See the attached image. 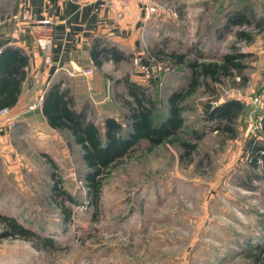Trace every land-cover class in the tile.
<instances>
[{"label":"rangeland","instance_id":"obj_1","mask_svg":"<svg viewBox=\"0 0 264 264\" xmlns=\"http://www.w3.org/2000/svg\"><path fill=\"white\" fill-rule=\"evenodd\" d=\"M141 5L142 52L87 98L89 118L100 128L106 117H115L127 129L117 94L130 97L123 83H116L125 73L147 86L163 111L166 97L186 88L188 69L139 62L147 48L167 40L169 51L196 49L205 60L216 59L235 41L237 27L217 37L228 13L248 6L264 17V0H144ZM238 46L250 53L246 86L236 87L237 76L225 78L218 98L200 86L182 104L184 125L200 137L182 131L152 151L124 156L103 171L97 200L85 183L81 149L68 132L6 113L10 130L0 135V213L56 244L37 249L19 237H3L0 226V264H264V254L259 262L246 255L255 254L264 239V179L247 150L252 139H264V31L255 30L250 46ZM231 98L244 103L234 136L204 129L213 124L205 120L204 104ZM183 138L196 144L189 156L180 145Z\"/></svg>","mask_w":264,"mask_h":264},{"label":"trees","instance_id":"obj_2","mask_svg":"<svg viewBox=\"0 0 264 264\" xmlns=\"http://www.w3.org/2000/svg\"><path fill=\"white\" fill-rule=\"evenodd\" d=\"M226 18L223 27L217 28L218 38L226 32H231L233 27L238 29L230 49L219 58L205 60L196 49L184 52L169 51L166 49L167 40L147 48L145 55L140 58L139 62L147 68L159 64L164 67L168 65L172 69L186 68L190 72L186 88L174 91L166 97L165 111L161 107L162 101L149 94L147 86L131 80L129 74L116 80V83H123L130 97L123 98L122 94H117L118 100L126 108V130L115 117H106L103 120V128H100L89 118L90 105L85 103L78 108L70 89H62L60 84L48 89L42 101V114L52 129L68 132L80 147L82 161L88 171L85 183L96 200L99 197L103 171L115 167L124 156L130 158L142 150L152 151L163 142L179 137L182 131L191 133L195 138L200 137L197 129L192 130L184 125L185 118L181 116L183 102L200 86H204L214 99L218 98V86L225 78L233 80L237 76L240 82L236 87L243 89L246 86L248 76L243 71L247 67L245 61L250 57V53L242 51L238 45L244 43L250 46L253 43L255 30L264 31V17H256L251 8L241 6L228 13ZM191 53L194 57L189 56ZM9 57L6 59V65L0 68V109H9L17 103L25 78V70L22 67L26 64V57L17 53ZM92 57L99 65L100 60L104 58L124 61L131 60L133 55H126L108 44L100 46L99 43L92 50ZM151 82L155 83V80L151 79ZM203 107L205 120L213 122L212 125L206 124L204 129L234 136L236 120L244 109L243 102L231 98L216 105L205 103ZM260 125L264 136V112ZM180 143L186 156L196 147L195 143L186 138ZM247 150L250 152L251 166L258 168L264 179V139L256 142L252 139L247 144ZM257 161H260V164ZM63 191L59 193L64 194ZM0 226L3 237H19L29 241L37 249L55 247L56 241L53 238L44 237L26 227L14 216L0 213ZM255 251V254L246 255L259 262L264 254V239L255 246Z\"/></svg>","mask_w":264,"mask_h":264},{"label":"crops","instance_id":"obj_3","mask_svg":"<svg viewBox=\"0 0 264 264\" xmlns=\"http://www.w3.org/2000/svg\"><path fill=\"white\" fill-rule=\"evenodd\" d=\"M143 1L129 0L123 15L117 17L103 0H0V68L16 53L26 57L21 91L17 103L8 109V115L20 122H40L52 129L42 114V101L55 84L70 89L78 108L89 104L90 92L94 94L105 88L117 67L130 64V60L116 61L108 57L98 65L92 57L96 44H108L126 55L142 52L137 42V25L143 14ZM23 7L33 18L53 22L52 46L47 54L37 45L36 26L15 18ZM47 55L49 61L45 59ZM88 69L92 73L84 75L82 71ZM8 115L0 116V135L10 130Z\"/></svg>","mask_w":264,"mask_h":264},{"label":"built area","instance_id":"obj_4","mask_svg":"<svg viewBox=\"0 0 264 264\" xmlns=\"http://www.w3.org/2000/svg\"><path fill=\"white\" fill-rule=\"evenodd\" d=\"M108 9L113 12L117 17H121L125 10L128 7L129 0H103ZM151 10H148L146 13L149 15ZM16 19L26 20L29 24L36 26L37 28V45L40 50L44 51V54H47L52 46V34L51 26L53 22L49 19H35L31 16L30 11L23 7L22 12L15 16ZM1 24V21H0ZM46 61H49L48 55L46 56ZM136 59V58H135ZM84 75H89L92 73L91 69L82 71ZM8 112V109H0V116L5 115Z\"/></svg>","mask_w":264,"mask_h":264},{"label":"water","instance_id":"obj_5","mask_svg":"<svg viewBox=\"0 0 264 264\" xmlns=\"http://www.w3.org/2000/svg\"><path fill=\"white\" fill-rule=\"evenodd\" d=\"M255 109H256V108H255ZM252 113H253V112H251V114H250V119H251V117H252Z\"/></svg>","mask_w":264,"mask_h":264}]
</instances>
